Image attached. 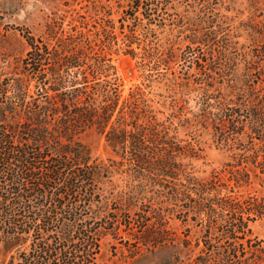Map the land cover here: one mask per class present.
Masks as SVG:
<instances>
[{
	"label": "trees",
	"instance_id": "obj_1",
	"mask_svg": "<svg viewBox=\"0 0 264 264\" xmlns=\"http://www.w3.org/2000/svg\"><path fill=\"white\" fill-rule=\"evenodd\" d=\"M188 1L71 0L24 27L29 49L0 77L1 264H97L122 231L133 255L264 264L250 225L264 218V0ZM120 55L142 78L127 93ZM90 129L106 161L80 139ZM205 134L227 160L200 175Z\"/></svg>",
	"mask_w": 264,
	"mask_h": 264
},
{
	"label": "rangeland",
	"instance_id": "obj_2",
	"mask_svg": "<svg viewBox=\"0 0 264 264\" xmlns=\"http://www.w3.org/2000/svg\"><path fill=\"white\" fill-rule=\"evenodd\" d=\"M68 2H71V0H0V77L6 76V72L10 68L21 65V60L29 49L22 34L24 27L31 28L34 32L41 31L45 21L54 17V13H61L69 9ZM188 2V0H180V5H177V7L173 3L170 5L173 8L175 7L177 13L178 10L190 8ZM75 6L79 8V5L76 4ZM81 11L84 13L83 9ZM164 16H168V12L164 13ZM114 63L123 92L127 93L131 86L141 81L140 70L136 67L135 60L129 56H116ZM172 65L173 69L178 66L177 63H172ZM80 139L90 147L94 157L106 161L112 155L104 137L94 129L85 131L81 134ZM202 140L203 156L194 160L193 163L200 175H209L214 168L220 169L223 166V163L227 160V155L212 142L209 134H205ZM113 181L115 182V178ZM114 185H117L116 182ZM105 187L110 191L109 207L115 206L112 202L116 199L119 188L111 189L110 184H106ZM256 187L259 186L257 184L253 187L245 186L240 191H252ZM142 207L149 212L150 223L153 222L152 207H148V205ZM102 214H105L104 210ZM112 215L115 216L114 213ZM103 219L97 221L94 227H101L104 224ZM176 222L179 224V221ZM176 222L170 220V224L175 227H177ZM250 225L253 234L262 239L264 243V218H259ZM133 228L137 229L136 222L133 224ZM177 230L180 232L179 228ZM135 246V242L131 239L128 241L125 231H122L116 238H112L110 235L105 236L100 239V252L96 258L97 264H164L167 259L168 264L173 262V254L170 248L148 250L143 254L133 255L132 251ZM143 251L144 249L139 253ZM2 260V248H0V264ZM183 262V264H188V259L185 258ZM181 263L182 261H178L176 264Z\"/></svg>",
	"mask_w": 264,
	"mask_h": 264
}]
</instances>
